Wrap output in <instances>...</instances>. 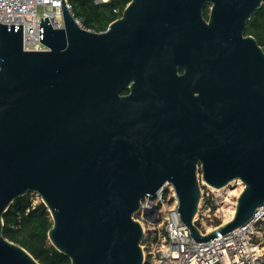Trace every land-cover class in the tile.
Masks as SVG:
<instances>
[{
	"label": "water",
	"instance_id": "95a60500",
	"mask_svg": "<svg viewBox=\"0 0 264 264\" xmlns=\"http://www.w3.org/2000/svg\"><path fill=\"white\" fill-rule=\"evenodd\" d=\"M127 1L94 32L61 0L64 27L39 23L46 51H24L22 25L0 24V264H39L3 236L4 214L27 194L47 209L48 240L70 264H144L133 218L165 183L196 243L264 205V51L243 35L264 0ZM178 70L202 86L191 114L149 94ZM198 165L210 188L242 187L232 218L206 235L194 223Z\"/></svg>",
	"mask_w": 264,
	"mask_h": 264
},
{
	"label": "built area",
	"instance_id": "2783aa9c",
	"mask_svg": "<svg viewBox=\"0 0 264 264\" xmlns=\"http://www.w3.org/2000/svg\"><path fill=\"white\" fill-rule=\"evenodd\" d=\"M63 1L73 16L69 0ZM110 1L95 0V4ZM45 17L53 29L64 27L61 0H0V24L22 25L24 51L47 50L40 42L39 33V23ZM74 19L84 28L80 19ZM197 178L201 199L194 223L200 234L206 235L226 223L216 222L227 199L222 201L219 191L207 186L200 173ZM177 210L175 191L167 183L157 191L155 200L140 202L139 212L133 219L141 224L144 232L141 244L144 264H264V205L255 210L244 226L205 243L193 241Z\"/></svg>",
	"mask_w": 264,
	"mask_h": 264
},
{
	"label": "trees",
	"instance_id": "16d2710c",
	"mask_svg": "<svg viewBox=\"0 0 264 264\" xmlns=\"http://www.w3.org/2000/svg\"><path fill=\"white\" fill-rule=\"evenodd\" d=\"M127 3V0H111L106 4H95V0H69L73 17L82 21L84 29L94 32L105 31L121 16ZM247 34L253 36L264 51V8L254 14ZM32 202L31 194H27L9 207L3 216L4 238L22 247L39 264H70L48 240L52 221L47 209L41 202L34 205Z\"/></svg>",
	"mask_w": 264,
	"mask_h": 264
},
{
	"label": "flooded vegetation",
	"instance_id": "af4514ba",
	"mask_svg": "<svg viewBox=\"0 0 264 264\" xmlns=\"http://www.w3.org/2000/svg\"><path fill=\"white\" fill-rule=\"evenodd\" d=\"M262 8H264V6H262L260 9ZM209 9H210V5H207L203 10V17L206 21L209 18ZM257 11H255L252 14L250 20H248L246 24V28L243 33L244 36H251L247 34V28L251 19L254 17V14ZM176 74L178 76V79H175L172 82L151 84L150 87H148L150 97L154 99L157 105H161L163 107H168L170 105L171 106L173 105L178 112L191 114L195 109H197L198 111L201 100L203 99V90L200 82L198 80L194 82L186 78H180L186 74L184 70H178ZM143 90L148 91L146 89ZM130 94H131V89L128 87L121 90L120 97L124 99L130 96ZM144 94H145L144 96H148L147 93L144 92ZM190 146L191 145H187V147ZM199 169L200 168L198 165L197 175L199 174Z\"/></svg>",
	"mask_w": 264,
	"mask_h": 264
},
{
	"label": "rangeland",
	"instance_id": "374dc122",
	"mask_svg": "<svg viewBox=\"0 0 264 264\" xmlns=\"http://www.w3.org/2000/svg\"><path fill=\"white\" fill-rule=\"evenodd\" d=\"M237 189H238V186H236V188H234V189H228L227 188L225 193H220V191H219L218 194L222 195V201H223L224 198H226L227 202H226V204L224 206H222L223 209L221 211H223V212H222V214L220 216V219H218L217 222H219V223L227 222V221H229L232 218L233 215L231 216L230 213H231V211H234L235 206H236V199H237V197L239 195V193L237 194V191H236ZM227 192L228 193L229 192L230 193L233 192V194L235 192V194L234 195H228ZM215 193H217V192H215ZM31 199L33 201L32 202L33 205L40 202V198L37 195H35V194H31ZM227 216L230 217V218H228Z\"/></svg>",
	"mask_w": 264,
	"mask_h": 264
},
{
	"label": "bare ground",
	"instance_id": "6f19581e",
	"mask_svg": "<svg viewBox=\"0 0 264 264\" xmlns=\"http://www.w3.org/2000/svg\"><path fill=\"white\" fill-rule=\"evenodd\" d=\"M225 191H226V189H224V190H220V193H225ZM236 191H237V194L240 193V192L242 191V187L239 185V186H238V189H237ZM227 194H228V195H234L235 192H234V194H233V192H231V193H230V192H229V193L227 192ZM227 211H228V210H227ZM233 213H234V211H231V213H230L231 216L233 215ZM227 217H228V216H227ZM228 218H230V217H228Z\"/></svg>",
	"mask_w": 264,
	"mask_h": 264
}]
</instances>
